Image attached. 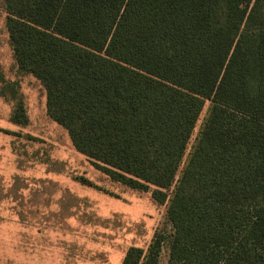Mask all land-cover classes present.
I'll return each mask as SVG.
<instances>
[{
  "label": "trees",
  "instance_id": "16d2710c",
  "mask_svg": "<svg viewBox=\"0 0 264 264\" xmlns=\"http://www.w3.org/2000/svg\"><path fill=\"white\" fill-rule=\"evenodd\" d=\"M0 7L18 72L73 148L167 205L170 230L121 264H160L164 248L168 264H264V0ZM11 121L26 124L22 103Z\"/></svg>",
  "mask_w": 264,
  "mask_h": 264
},
{
  "label": "rangeland",
  "instance_id": "374dc122",
  "mask_svg": "<svg viewBox=\"0 0 264 264\" xmlns=\"http://www.w3.org/2000/svg\"><path fill=\"white\" fill-rule=\"evenodd\" d=\"M5 19L0 7V264H121L129 247L146 249L170 230L167 205L112 181L73 148L46 115L39 81L18 72ZM18 103L24 125L11 121ZM160 264H168L167 248Z\"/></svg>",
  "mask_w": 264,
  "mask_h": 264
}]
</instances>
